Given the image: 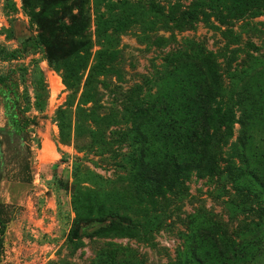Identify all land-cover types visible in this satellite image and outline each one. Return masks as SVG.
<instances>
[{
    "label": "rangeland",
    "instance_id": "rangeland-1",
    "mask_svg": "<svg viewBox=\"0 0 264 264\" xmlns=\"http://www.w3.org/2000/svg\"><path fill=\"white\" fill-rule=\"evenodd\" d=\"M148 1L247 14L176 24L123 18L122 0H0V264H188V250L239 242L258 219V203L237 193L224 167L251 119L263 118L252 123L264 135V0ZM201 77L223 96L250 90L221 103L229 121H212L209 152L221 171L148 186L147 153L185 149L176 143L199 113L190 102ZM141 100L175 110L171 138L134 113ZM7 103L35 126L8 135ZM199 234L214 240L201 245ZM242 256L235 264H264V238Z\"/></svg>",
    "mask_w": 264,
    "mask_h": 264
},
{
    "label": "trees",
    "instance_id": "trees-1",
    "mask_svg": "<svg viewBox=\"0 0 264 264\" xmlns=\"http://www.w3.org/2000/svg\"><path fill=\"white\" fill-rule=\"evenodd\" d=\"M145 1L146 4L139 7L138 5H131L128 0H122L119 5L121 9L120 16L124 18L126 15L127 17L138 15L145 20L151 17L164 18V20L172 21L173 23L199 20L209 22L211 18H214L219 23L227 25L229 23L225 19H240L247 14L245 9L229 13L224 10L211 8H207V11L199 10L198 8H188L179 11L174 7L168 11L152 1ZM82 24L83 19H81L80 24L70 23L64 25L63 29L68 33H72L78 25ZM212 83L214 84V82ZM212 83L201 77L194 84L196 89L190 103H200L198 105L199 113L191 112L193 120L187 126L189 129L182 137L177 139L176 143V145L180 144L185 149L179 153L162 151L161 154L156 155L153 150L147 153L142 174L148 186L163 187L176 183L180 179H187L194 173L202 178L213 174L218 169L221 171L215 155L212 154V151L209 152L212 139V134L210 133L212 121L215 116L222 117L223 114H225V119L229 121L230 116H232L231 112L226 110L223 113L221 103H236L237 97L248 99L250 98V90L242 87L237 92H231L227 96H223L214 88L215 84L213 85ZM163 95L159 94L155 98L149 96V98L156 100ZM233 95H235L234 98L236 100ZM137 103L143 104L134 111L136 115L145 116V120H154V123H156L155 130H157L156 132L159 135L166 136L165 138L173 136L170 134H173L177 127L175 110H162L164 105L161 101H158L157 104L155 101L152 103L149 100H141ZM213 104H215L214 108L212 107ZM18 107L17 103H11L10 105L7 103L9 122L12 127L7 133L11 136H19L21 133H25L27 127L35 126L36 124L35 119L23 115L22 109ZM17 108L19 109L18 112ZM252 122L263 124V118L257 121L251 119L249 132L244 130L242 136L229 146L226 153L224 172L232 179L237 193L258 203L259 207L256 210V214L258 213L259 215L258 219L252 222L250 228H246L247 234L239 242H227L226 245H220L210 251L200 249L198 246L188 250L185 254L188 264H235L246 249H250V246L255 244L261 236L264 238V135H260V132L256 131L257 129L253 131L256 123ZM227 126H229V123L226 124V129ZM150 130L147 129V133H144V143L147 147L151 146V137L155 133V131ZM227 132V135L230 136L231 132L229 129H227ZM210 166L213 167L207 168ZM0 224L4 229L5 224L1 220ZM71 234L76 238L80 236L81 232L77 229L72 231ZM197 240L202 245L214 239L199 234ZM262 242L263 239L261 240ZM1 246L2 237L0 238V248Z\"/></svg>",
    "mask_w": 264,
    "mask_h": 264
}]
</instances>
